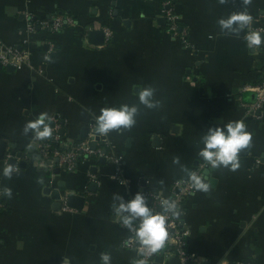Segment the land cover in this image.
I'll return each mask as SVG.
<instances>
[{"label": "crops", "instance_id": "crops-1", "mask_svg": "<svg viewBox=\"0 0 264 264\" xmlns=\"http://www.w3.org/2000/svg\"><path fill=\"white\" fill-rule=\"evenodd\" d=\"M164 1L0 0V40L28 41L31 63L0 65V189L12 190L11 197L3 193L0 264H101V253H110L112 264H133L138 254L122 244L126 230L114 196H170L173 183L187 178L184 169L199 165L208 127L237 120L252 134L251 145L239 154L237 170H201L211 187L185 200L186 251L206 264H264V110L247 118L243 108L254 98L249 89L264 76V43L249 48L247 27L237 36L221 32L217 23L247 10L252 26L260 22L264 0H171L188 29L186 48L159 16ZM55 13L73 16L76 27L56 34L27 30L26 15L43 19ZM101 28L110 29L109 42ZM47 41L56 48L45 59ZM147 86L155 88L156 108L139 103L138 93ZM123 104L138 106L135 125L98 135L120 157L124 183L105 160L51 175L40 166L36 140L23 131L27 121L47 112L70 146L88 138L102 108ZM7 152L21 157L10 177L3 175ZM69 195L82 197V207L70 206ZM61 198L75 213L59 211ZM160 262L157 257L154 264Z\"/></svg>", "mask_w": 264, "mask_h": 264}, {"label": "clouds", "instance_id": "clouds-1", "mask_svg": "<svg viewBox=\"0 0 264 264\" xmlns=\"http://www.w3.org/2000/svg\"><path fill=\"white\" fill-rule=\"evenodd\" d=\"M252 21L251 13L244 10L222 17L217 23L221 32L238 36L241 31L251 25ZM243 38L249 48H258L264 43L261 31L257 30L246 31ZM138 98L140 104L150 109L156 108L160 104V101L155 99V88L152 86L140 90ZM138 111L137 105L127 104L102 108L100 114L95 117V131L99 135L107 136L111 131L121 127L130 129L136 123ZM52 120V116L43 112L36 119L27 121L23 131L26 135L31 132L35 140L50 137L54 131L50 126ZM251 141L252 134L247 131L243 120L231 121L222 126L208 127L202 137L204 146L199 155L212 169L224 167L235 171L240 167L239 154L242 150L250 147ZM174 162H178V160ZM14 171L17 169L9 164L3 168V175L10 177ZM184 171L187 174L188 186L193 190V193L210 190L211 181L206 179L201 172L191 171L187 168ZM40 182H43L42 179ZM3 193L11 197L12 190L4 188ZM148 200L149 197L143 191H137L128 200L119 194L114 196L113 207L116 214L122 219L123 225L134 233L131 240L138 242L140 246L138 251L143 254L142 258L133 260V264H149L148 258L162 250L169 239V215L177 219L183 215V210L175 199H162V210L160 211L151 207ZM22 246V243L18 244V247ZM100 259L101 264H112L110 253H101Z\"/></svg>", "mask_w": 264, "mask_h": 264}, {"label": "built area", "instance_id": "built-area-1", "mask_svg": "<svg viewBox=\"0 0 264 264\" xmlns=\"http://www.w3.org/2000/svg\"><path fill=\"white\" fill-rule=\"evenodd\" d=\"M159 16L165 21L167 33L173 39L181 41L185 48L189 47V43L187 41L188 29L187 27L181 25L180 15L175 12L174 4L171 0H166L161 3ZM25 17L27 20L26 28L28 31L32 32L38 27L49 30L52 34H56L64 29H73L76 27L75 18L66 13H55L50 17L43 19H37L32 15H26ZM259 20L260 22H258L256 26H248L246 31H261L264 37V11ZM101 31L103 33L104 43L109 42L111 38L110 29L101 28ZM27 44L28 41L26 40H24L20 45L5 44L0 40V65L2 67H18L20 65L30 66L29 52L25 47ZM45 47L46 50L44 58L46 59L47 57L48 59L49 56L54 53L56 44L54 41H47L45 43ZM249 90L253 92L254 98L251 103L243 104L245 117L257 118V113L264 110V76L260 83L256 84ZM54 123L52 136L42 140H36L34 143V151L38 155L40 166L43 169L48 171L51 175L53 170L56 168L66 171H74L82 162L88 161L90 166H94L97 164L98 160L103 159L114 165L115 179H117L120 183H124L122 175L123 170L121 166L122 161L120 157H116L113 152L108 149L109 143L106 139L100 137L96 132H94L95 125H90V133L87 139L74 143L70 146H66L63 144L61 135H59V126L55 121ZM93 142L96 144L95 148H92L90 145ZM3 158L5 167L8 166V161L10 159H15L16 164L14 167L17 171H19L20 156L15 155V153L7 152ZM206 166L207 164L202 158L199 165L193 171L201 172V170ZM88 176L91 179H94L95 177L94 173H89ZM143 192L149 197V205L158 211L162 210L161 200L164 198L177 200L182 210H184L185 200L195 193H193V190L189 188L187 178L175 181L172 185L171 194L168 197H164L153 191ZM2 200L3 192L0 189V212L5 211L7 208L6 205L2 203ZM59 202L60 212L75 213V210L67 204L65 198H61ZM168 227L169 239L166 242L165 247L148 258L149 264H154L157 257L161 259L160 264H168L169 259L172 257L176 258L179 264H206V260H201L187 253L186 245L190 231L185 226L182 216L177 219L176 217L169 215ZM125 230L126 234L122 241L123 246L135 251L138 254L137 259L142 258L143 254L138 251L140 247L138 242L131 240L134 233H132L127 227H125ZM235 264L243 263L237 262Z\"/></svg>", "mask_w": 264, "mask_h": 264}, {"label": "water", "instance_id": "water-1", "mask_svg": "<svg viewBox=\"0 0 264 264\" xmlns=\"http://www.w3.org/2000/svg\"><path fill=\"white\" fill-rule=\"evenodd\" d=\"M162 22L164 23V19H162ZM256 25H257V23H253L252 24V26H256ZM92 36H95V37L96 36H100V37H102L101 33H97V32L93 33ZM262 37H263V35H262ZM8 69H11V68H8ZM50 126H52L51 122H50ZM90 145H91L92 148H95V146H96V144L94 142L91 143ZM3 151H4V144L2 142H0V157H2ZM100 160L103 161V159H100ZM9 164L13 166L15 164V159H13V158L10 159L9 160ZM60 170H62V169L56 168L53 171H54V173H59ZM53 198L56 199V200L59 199L58 191H56V193L54 194ZM83 202H84V199L82 197H80V196H77V195H69L68 196V203L72 207L81 208ZM168 264H179V263H178V260L176 258L172 257V258L169 259Z\"/></svg>", "mask_w": 264, "mask_h": 264}, {"label": "trees", "instance_id": "trees-1", "mask_svg": "<svg viewBox=\"0 0 264 264\" xmlns=\"http://www.w3.org/2000/svg\"><path fill=\"white\" fill-rule=\"evenodd\" d=\"M2 203H4V204L6 205V203H5V200H4V199L2 200ZM1 214H2V212H0V215H1Z\"/></svg>", "mask_w": 264, "mask_h": 264}]
</instances>
